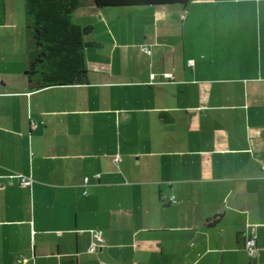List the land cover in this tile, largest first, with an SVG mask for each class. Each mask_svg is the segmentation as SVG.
Segmentation results:
<instances>
[{
  "label": "crops",
  "instance_id": "1",
  "mask_svg": "<svg viewBox=\"0 0 264 264\" xmlns=\"http://www.w3.org/2000/svg\"><path fill=\"white\" fill-rule=\"evenodd\" d=\"M74 22L87 82L31 89L26 0H0V264H264V0Z\"/></svg>",
  "mask_w": 264,
  "mask_h": 264
},
{
  "label": "trees",
  "instance_id": "2",
  "mask_svg": "<svg viewBox=\"0 0 264 264\" xmlns=\"http://www.w3.org/2000/svg\"><path fill=\"white\" fill-rule=\"evenodd\" d=\"M191 0H26L27 78L31 89L81 85L87 82L85 51L96 47L88 41L90 26L74 22L75 12L84 7H144L187 5ZM165 198V197H164ZM175 198L172 197V202ZM244 239V247L249 254ZM256 243V238H255ZM257 248V246H256ZM251 256V255H250Z\"/></svg>",
  "mask_w": 264,
  "mask_h": 264
},
{
  "label": "built area",
  "instance_id": "3",
  "mask_svg": "<svg viewBox=\"0 0 264 264\" xmlns=\"http://www.w3.org/2000/svg\"><path fill=\"white\" fill-rule=\"evenodd\" d=\"M165 77L168 79V78H171L172 75L166 74ZM263 171H264V168H263ZM13 180H17L18 185L21 187H30L33 183L32 179L25 177L22 174L13 173L7 177L5 184L6 185H13ZM85 182H87V180H85ZM173 201H174V199H173ZM92 237H93L94 241L90 245L89 251L91 253H96L98 251L101 243L103 242V238H102L100 231H94L92 233ZM255 238H256L255 235H252L251 237L248 238V241L246 243L247 249L249 250V254L251 256H255L257 254Z\"/></svg>",
  "mask_w": 264,
  "mask_h": 264
},
{
  "label": "rangeland",
  "instance_id": "4",
  "mask_svg": "<svg viewBox=\"0 0 264 264\" xmlns=\"http://www.w3.org/2000/svg\"><path fill=\"white\" fill-rule=\"evenodd\" d=\"M218 4H219V5H230L231 2H226V3L222 2V3H218ZM248 255H250V254H248Z\"/></svg>",
  "mask_w": 264,
  "mask_h": 264
}]
</instances>
